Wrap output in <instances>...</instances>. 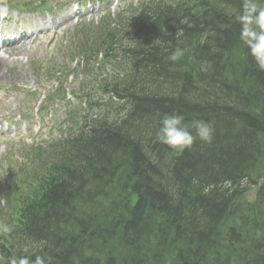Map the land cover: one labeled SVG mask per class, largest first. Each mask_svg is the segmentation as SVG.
Here are the masks:
<instances>
[{
    "label": "trees",
    "instance_id": "1",
    "mask_svg": "<svg viewBox=\"0 0 264 264\" xmlns=\"http://www.w3.org/2000/svg\"><path fill=\"white\" fill-rule=\"evenodd\" d=\"M242 4L140 0L78 26L88 104L2 179L0 261L264 264V71L239 40ZM174 113L208 122L212 141L159 142Z\"/></svg>",
    "mask_w": 264,
    "mask_h": 264
},
{
    "label": "rangeland",
    "instance_id": "2",
    "mask_svg": "<svg viewBox=\"0 0 264 264\" xmlns=\"http://www.w3.org/2000/svg\"><path fill=\"white\" fill-rule=\"evenodd\" d=\"M111 1L113 4L110 12L113 14L117 13L120 6L128 10L137 9L139 3L138 0ZM105 5L101 0H0V28L8 29L9 32L14 27L18 28L16 35L13 36V32H10L3 36L15 38L21 33L30 32L31 29L27 30L25 27L23 17L31 21L47 18L55 22V28L48 35L39 34L32 45L30 60L28 54L17 57L23 60L25 81L20 83L9 79L10 81L0 85V117H5L1 122L4 129L0 132L1 192V182L7 177V171L20 167L22 147L31 145L32 141L49 142L58 138L59 134L73 126L66 111L71 109L79 115L83 111L81 108L87 107L88 101L85 98L83 101L73 97L82 95L84 76L73 61L75 54L72 53V39L78 25L96 22L105 14ZM70 12L71 18L66 20L64 14ZM38 13L44 17H40ZM3 16L7 17L5 21ZM91 96L98 100L101 93L95 91ZM99 114L100 109H91V116ZM9 118L15 123H9ZM256 187L248 193L250 200L255 196ZM2 205L3 195L0 193V206Z\"/></svg>",
    "mask_w": 264,
    "mask_h": 264
},
{
    "label": "clouds",
    "instance_id": "3",
    "mask_svg": "<svg viewBox=\"0 0 264 264\" xmlns=\"http://www.w3.org/2000/svg\"><path fill=\"white\" fill-rule=\"evenodd\" d=\"M240 25L239 40L246 46L248 54L252 57L257 68L264 71V0H243L242 10L237 17ZM184 54L183 49L176 48L168 59L177 61ZM213 138V128L203 120H193L185 123L182 114H165L157 132V139L175 151L190 148L196 139L210 143ZM4 226L0 232H8ZM28 249L25 248L26 252ZM0 264H51V258L36 255L31 258L27 255L8 257Z\"/></svg>",
    "mask_w": 264,
    "mask_h": 264
},
{
    "label": "bare ground",
    "instance_id": "4",
    "mask_svg": "<svg viewBox=\"0 0 264 264\" xmlns=\"http://www.w3.org/2000/svg\"><path fill=\"white\" fill-rule=\"evenodd\" d=\"M5 7H7L6 4ZM0 13H2L1 10ZM39 16L44 17L42 14ZM71 16L72 12H70V14H64V18H66V20H69ZM5 18L7 17L3 16V19ZM22 20L26 23L25 27L31 29L30 32L21 33L19 38H15L13 40L8 38L3 42L0 41V85L10 81L9 79L12 81H20V83L25 81V76L22 72L23 60L17 57L21 54H28V60H30L29 58L32 56V45L39 38V34H44L46 36L55 28V22L53 20H48L47 18H43L42 20L34 19L31 21L30 19L23 17ZM13 31L17 32L18 28L14 27ZM28 47L30 49H28ZM4 118V116L0 117V132L4 129L1 124ZM8 122L15 123L12 118H9Z\"/></svg>",
    "mask_w": 264,
    "mask_h": 264
}]
</instances>
